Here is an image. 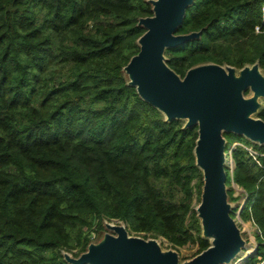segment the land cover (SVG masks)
I'll return each instance as SVG.
<instances>
[{"label": "trees", "instance_id": "16d2710c", "mask_svg": "<svg viewBox=\"0 0 264 264\" xmlns=\"http://www.w3.org/2000/svg\"><path fill=\"white\" fill-rule=\"evenodd\" d=\"M147 1L0 0V264H66L62 252L78 257L111 220L145 240L197 245L193 257L209 247L192 205L197 127L166 123L123 72L145 32L138 20L152 16ZM263 3L193 0L176 34L201 35L165 50L167 66L182 78L257 62L264 74ZM223 137L225 151L238 144L240 219L264 239V145Z\"/></svg>", "mask_w": 264, "mask_h": 264}, {"label": "water", "instance_id": "95a60500", "mask_svg": "<svg viewBox=\"0 0 264 264\" xmlns=\"http://www.w3.org/2000/svg\"><path fill=\"white\" fill-rule=\"evenodd\" d=\"M152 16L140 18L145 32L137 40L139 52L123 68L127 85L141 100L160 112L166 123L184 122L197 127L193 149L195 166L202 174L200 201L195 207L201 237L209 247L182 264H230L246 242L226 190V140L223 134L242 136L264 145V122L253 115L262 109L264 74L257 62L240 70L207 63L188 69L181 78L166 64L165 50L199 39L201 32L176 34L193 0H148ZM245 92L251 96L245 97ZM234 150V149H233ZM231 154V153H230ZM245 202L237 212L242 211ZM110 233L90 243L78 257L62 252L66 264H179L175 251H162L156 239L130 236L123 223L103 221ZM251 258V257H249Z\"/></svg>", "mask_w": 264, "mask_h": 264}, {"label": "rangeland", "instance_id": "374dc122", "mask_svg": "<svg viewBox=\"0 0 264 264\" xmlns=\"http://www.w3.org/2000/svg\"><path fill=\"white\" fill-rule=\"evenodd\" d=\"M249 96H251V92H248V94L245 95V97H249ZM260 102L262 104V107H264V99H261ZM253 118H257L256 114L253 115ZM236 146H238L237 143H234L232 145H228L227 151H225V153H226L225 168L228 170V176L229 177L231 176L233 168H234V162H233V159H232L230 153ZM247 149L249 151H251V148H247ZM193 189H194V195H193L192 205L195 208L200 201L199 190H198V181L197 180L193 181ZM226 190H228L229 192L232 193L233 198H236L235 200L228 199V202L231 204L232 212H233V214L230 213V215L232 218L236 219V221L238 222L237 212L240 209V207H242L244 200H246V196L243 192L244 190L241 187H239L237 184H235V182L231 179V177H230V182L226 186ZM245 216H246V212H244V220H246ZM240 221H239L240 226H238V227L241 230L242 238L245 240L247 248L249 249V247H250L249 243L253 244V242H255V239H256V243L258 245H262L263 244L262 239L259 236L254 234L253 225L248 221H246V222H242V220H240ZM104 233H110V232L107 231L106 229H104V227H103V233L102 234H104ZM129 235L130 236H138L135 234H129ZM139 237H142V236H139ZM91 238H92L91 239L92 243H96L101 239V236H99L98 234H95L93 232V234L91 235ZM147 239H150V238H147ZM156 240L158 241L162 251L172 250L178 254V263L179 264H182L186 261L191 260V258L196 254L197 249H198L197 245H186V246L181 247V248H174L166 240H164L162 238H157ZM240 257H241V255L238 256L230 264H243V261L239 260ZM238 260H239V262H238Z\"/></svg>", "mask_w": 264, "mask_h": 264}, {"label": "built area", "instance_id": "2783aa9c", "mask_svg": "<svg viewBox=\"0 0 264 264\" xmlns=\"http://www.w3.org/2000/svg\"><path fill=\"white\" fill-rule=\"evenodd\" d=\"M260 14H261V21L263 22L264 21V3L262 4V6L260 8ZM260 32H262L261 31V28L259 26H256L255 27V33H260ZM246 150L251 155H255L252 151H249L247 148H246ZM243 192H244V194L246 196V200H244V202L246 204V202H247V195H246L245 191H243ZM245 204H244V206H245ZM237 218H238V222L237 223H239V221L241 220L240 219V213L237 216ZM248 222H250L253 225L254 234L257 235V236H259L262 239L263 244L262 245H258L256 243V239H255V242H253V244L249 243V245H250L249 249L246 247L245 251H243L240 254L241 255L240 259L243 260V264H247L248 261H249V259H253V264H264V239L262 238L261 232L258 229V227L254 224V222L251 219ZM249 257H251V258H249Z\"/></svg>", "mask_w": 264, "mask_h": 264}, {"label": "bare ground", "instance_id": "6f19581e", "mask_svg": "<svg viewBox=\"0 0 264 264\" xmlns=\"http://www.w3.org/2000/svg\"><path fill=\"white\" fill-rule=\"evenodd\" d=\"M239 260L243 261L242 259H239ZM239 260H238V262H239Z\"/></svg>", "mask_w": 264, "mask_h": 264}]
</instances>
